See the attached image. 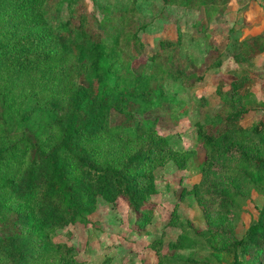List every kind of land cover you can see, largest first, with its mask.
I'll return each mask as SVG.
<instances>
[{
    "label": "trees",
    "instance_id": "1",
    "mask_svg": "<svg viewBox=\"0 0 264 264\" xmlns=\"http://www.w3.org/2000/svg\"><path fill=\"white\" fill-rule=\"evenodd\" d=\"M161 1L200 12L190 40L217 51L203 73L207 54L197 61L186 46L183 53L180 36L162 37L134 69L146 50L135 0L101 19L84 0H0V264H86L54 240L56 231L87 223L98 197L124 198L140 216L150 214L155 171L170 161L182 170L196 162L201 179L189 192L207 227L174 215L180 233L172 252L154 247L157 264H264V98L248 105L258 75L228 70L231 79L219 78L211 97L198 98L197 148L174 147L152 116L181 104L168 83L192 88L225 58L250 66L259 59L263 68L264 33H246L244 22L226 37L210 33L228 0ZM252 193L261 201L238 235V210ZM203 243L207 254L199 256Z\"/></svg>",
    "mask_w": 264,
    "mask_h": 264
},
{
    "label": "rangeland",
    "instance_id": "2",
    "mask_svg": "<svg viewBox=\"0 0 264 264\" xmlns=\"http://www.w3.org/2000/svg\"><path fill=\"white\" fill-rule=\"evenodd\" d=\"M131 0H84L88 12H94L100 19L104 16L105 9L118 10ZM140 9V23L146 24L139 32L140 38L146 46L145 52L135 62L137 71L143 65L147 55L153 53L160 39H176L181 37L185 53L189 50L197 61L204 60V72L217 55V51L210 49L204 41L195 44L190 40L193 30L192 22L200 17L196 9L190 10L177 6L164 7L161 0H135ZM223 15L213 21L208 28L212 34L226 37L228 29L240 22L246 24V33H264V0H228ZM67 13L62 12L65 18ZM224 40L219 44L223 50ZM184 55V54H183ZM184 57L182 58V61ZM262 63L256 60L253 66L247 62H238L232 58H225L223 65L216 71L206 70L205 79L192 88H184L178 83H168L166 89L171 91L173 98L180 105L157 111L152 116H157V125L160 133L165 135L176 148H197L196 123L201 116L203 108L197 105L200 97H211L219 78L231 79L228 70H248L258 75L257 87L253 101L248 104L254 107L255 99L264 98V67H257ZM195 70V69H194ZM203 159L199 154L198 160ZM196 162H189L187 169H179L170 161L160 166L155 171L157 192L150 196L148 206L150 214H142L130 209L124 198L108 203L102 198H97L95 211L88 216L87 223L69 224L55 233L54 240L72 245L76 251V258L84 260L86 264H157L158 256L154 247L161 252H172L169 243L174 241L180 233L179 227L173 225L172 217L179 216L182 222H191L193 227L204 231L207 227L204 210L189 192L193 185L201 179V173L196 167ZM261 199L252 193L242 200V208L238 210L236 219V232L241 235L248 223L255 215V202ZM208 212L217 213L216 202H205ZM155 240L160 241L153 245ZM207 244L197 249L199 256L207 254ZM188 250L181 251L186 256Z\"/></svg>",
    "mask_w": 264,
    "mask_h": 264
}]
</instances>
